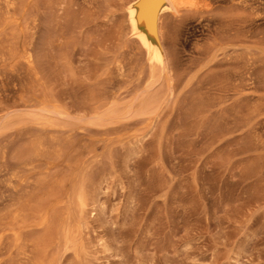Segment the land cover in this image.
Segmentation results:
<instances>
[{"label":"rangeland","instance_id":"374dc122","mask_svg":"<svg viewBox=\"0 0 264 264\" xmlns=\"http://www.w3.org/2000/svg\"><path fill=\"white\" fill-rule=\"evenodd\" d=\"M129 1L0 0V264H264V0L165 13L154 80Z\"/></svg>","mask_w":264,"mask_h":264},{"label":"bare ground","instance_id":"6f19581e","mask_svg":"<svg viewBox=\"0 0 264 264\" xmlns=\"http://www.w3.org/2000/svg\"><path fill=\"white\" fill-rule=\"evenodd\" d=\"M5 6H9V0H4ZM15 2V1H14ZM22 2V1H21ZM206 0H131L127 3L125 7L124 18L126 22V32L124 36H127L128 39L135 43L137 50L140 51L143 55L144 64L147 68V74L149 79L154 80L157 77H160L164 68H165V53L162 46V38L160 39V18L165 13H170L173 17H180V14H189V15H199L203 12L209 10V3ZM19 3V2H18ZM15 4V3H14ZM20 4V3H19ZM89 5V4H88ZM17 6V5H16ZM22 6V5H21ZM123 6V5H122ZM10 8V7H9ZM8 8V10H10ZM13 8V7H12ZM21 8V7H20ZM84 8V7H83ZM4 10V9H3ZM6 10V8H5ZM14 10V9H13ZM16 10V9H15ZM15 12V11H14ZM13 12V13H14ZM17 12V10H16ZM5 13V12H4ZM12 13V12H11ZM18 13V12H17ZM30 14V13H29ZM11 15V14H10ZM28 16V15H27ZM170 16V15H169ZM14 20V19H13ZM30 22V21H29ZM22 23V22H21ZM31 23V22H30ZM163 23V22H162ZM162 25V24H161ZM35 26V25H33ZM15 28V27H14ZM33 28V27H32ZM119 36V35H118ZM123 38V37H122ZM162 42V43H161ZM3 45V44H2ZM4 46V45H3ZM10 47V46H9ZM27 47V46H26ZM11 50V49H10ZM29 50V49H28ZM6 52V51H5ZM12 52V51H11ZM25 52V51H24ZM119 54V53H118ZM130 54V53H129ZM25 55V54H24ZM120 55V54H119ZM10 56V55H9ZM22 56V55H21ZM33 56V55H32ZM122 58V57H121ZM168 58V57H167ZM12 59V58H11ZM29 59L27 54L26 60ZM136 59V57H135ZM33 60V58H32ZM17 61V60H16ZM28 61V60H27ZM30 61V59H29ZM118 61H120L118 59ZM129 61V59H128ZM168 61V60H167ZM127 63V62H126ZM131 63V62H130ZM168 63V62H167ZM30 64V63H29ZM28 64V65H29ZM120 64V63H119ZM133 64V63H132ZM25 65V64H24ZM36 65V64H35ZM169 65V64H168ZM16 66V65H15ZM108 66V65H107ZM116 66V65H115ZM114 66V67H115ZM144 68V66H143ZM117 69L120 70V67L117 66ZM112 70V69H111ZM144 70V69H143ZM121 71V70H120ZM146 71V70H145ZM111 72V71H110ZM130 73V72H129ZM142 73V72H140ZM168 73V72H167ZM128 74V73H127ZM21 75V74H19ZM39 76V75H38ZM132 77V76H131ZM141 77V76H140ZM111 78V77H109ZM121 78V77H120ZM146 79V78H145ZM28 80V79H27ZM150 80V81H151ZM161 80V79H160ZM24 82V81H23ZM138 82V81H136ZM154 82V81H153ZM21 83V82H20ZM35 83V82H34ZM162 83V82H161ZM22 84V83H21ZM151 84V83H150ZM108 85V84H107ZM153 85V84H152ZM155 85V84H154ZM21 86V85H20ZM23 87V86H22ZM148 87V86H147ZM146 87V88H147ZM21 88V87H20ZM116 90V89H115ZM155 90V89H154ZM161 90V89H160ZM100 91V90H99ZM172 91V90H171ZM101 92V91H100ZM104 92V91H103ZM114 93V92H113ZM152 93V92H151ZM93 94V93H92ZM156 94V92H155ZM154 95V94H153ZM155 96V95H154ZM152 97V96H151ZM109 98V97H108ZM138 98H140L138 96ZM92 99V98H91ZM101 99V98H100ZM148 100V99H147ZM146 100V101H147ZM87 101V100H86ZM144 101V100H143ZM89 102V101H87ZM147 103H150L149 101ZM142 104V103H141ZM123 105V104H122ZM155 105V104H154ZM146 107V106H145ZM88 110V109H87ZM108 110V109H107ZM108 112V111H107ZM31 131V130H30ZM36 132V131H35ZM38 132V131H37ZM54 140V139H53ZM34 141V140H33ZM36 141V140H35ZM38 145V144H37ZM26 147V146H25ZM38 147V146H36ZM49 147V146H48ZM26 149V148H25ZM31 149V148H30ZM39 149V148H38ZM23 151V150H22ZM38 154V153H37ZM25 159V158H24ZM42 168V167H41ZM50 173V172H49ZM53 177V176H52ZM55 179V178H54ZM61 179L59 178V181ZM63 180V179H62ZM49 181V180H47ZM28 183V181H27ZM56 183V182H55ZM53 184V183H52ZM57 185V183H56ZM60 186V185H59ZM24 187V186H23ZM62 187V185H61ZM76 187V186H75ZM83 187V186H82ZM64 190V189H62ZM19 191V190H18ZM75 197V206L76 209L83 207V200L79 195V192H76ZM83 194V193H82ZM15 197V195H14ZM17 199V198H16ZM18 200V199H17ZM30 200H27V202ZM39 201V200H38ZM7 202V201H6ZM25 202V201H24ZM23 202V203H24ZM3 203V202H2ZM9 203V201H8ZM42 203V202H41ZM10 204V203H9ZM18 204V203H17ZM8 206V205H7ZM23 206V205H22ZM15 207V206H14ZM10 208V207H9ZM40 209V208H39ZM59 209V208H58ZM58 212V211H57ZM21 208L17 205L12 210L8 211L6 215L3 216L1 225L7 227H12L17 224L21 217ZM29 213V212H28ZM1 214V213H0ZM36 214V213H35ZM58 214V213H57ZM55 215V214H54ZM59 216V215H58ZM28 217V216H27ZM2 218V217H1ZM35 220V219H34ZM20 223V222H19ZM70 223V222H69ZM23 224V223H22ZM49 224V223H48ZM57 224V222H56ZM3 226V228H4ZM57 227V226H55ZM8 228V230H9ZM48 228V227H47ZM12 229V228H11ZM55 229V228H54ZM44 230V229H43ZM36 231V230H35ZM28 233V232H27ZM39 233V232H38ZM43 233V232H42ZM70 233V232H69ZM27 235V234H26ZM60 236V235H59ZM16 237V236H15ZM37 237V236H36ZM44 237V236H43ZM51 238V237H50ZM33 239V237H32ZM54 239V238H53ZM32 241V240H31ZM35 241V240H34ZM3 242V241H2ZM1 242V243H2ZM13 242V241H12ZM26 243V242H25ZM47 243V242H46ZM24 245V244H23ZM26 245V244H25ZM37 245V244H36ZM6 247V246H5ZM26 247V246H25ZM57 247V246H56ZM30 248V247H29ZM35 248V245H34ZM33 248V252L34 249ZM24 249V248H23ZM22 249V250H23ZM4 251V249H2ZM27 252V250H25ZM24 251V252H25ZM30 251V250H28ZM23 254L25 255V253ZM17 253V252H16ZM19 253V252H18ZM27 252L26 254H28ZM30 252L29 254H31ZM37 253V252H36ZM20 255L22 253H19ZM18 254V255H19ZM17 255V256H18ZM26 257H30L27 255ZM25 258V257H23ZM30 259V258H28ZM32 259V258H31ZM19 261V260H18ZM23 261V260H22ZM27 261V259L25 260ZM30 262V260H28ZM46 261V260H45ZM17 262V260H14ZM3 263V262H2ZM18 263V262H17ZM18 264H25L23 262ZM27 264V263H26Z\"/></svg>","mask_w":264,"mask_h":264}]
</instances>
